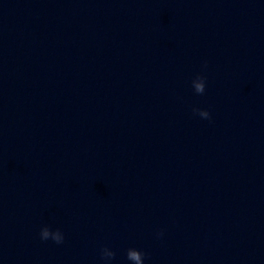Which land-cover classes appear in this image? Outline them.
Masks as SVG:
<instances>
[{
    "label": "water",
    "instance_id": "95a60500",
    "mask_svg": "<svg viewBox=\"0 0 264 264\" xmlns=\"http://www.w3.org/2000/svg\"><path fill=\"white\" fill-rule=\"evenodd\" d=\"M105 247L264 264V0H0V264Z\"/></svg>",
    "mask_w": 264,
    "mask_h": 264
},
{
    "label": "clouds",
    "instance_id": "9594fccd",
    "mask_svg": "<svg viewBox=\"0 0 264 264\" xmlns=\"http://www.w3.org/2000/svg\"><path fill=\"white\" fill-rule=\"evenodd\" d=\"M207 64L205 62L204 67ZM196 92L202 93L204 90V80L197 77L196 80L193 81ZM199 115L204 119L208 120L210 118L208 112H200ZM163 235L162 232H157V238ZM39 238L41 241L51 240L57 245H60L64 241V234L59 230H51L48 227L41 228L39 231ZM114 257V253L107 247L101 250V259L105 261V264H110ZM125 259L128 261V264H145L146 255L144 252L138 250L137 248L130 247L126 250Z\"/></svg>",
    "mask_w": 264,
    "mask_h": 264
}]
</instances>
